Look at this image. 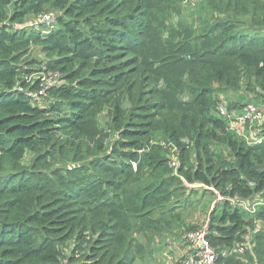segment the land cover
<instances>
[{
	"label": "trees",
	"instance_id": "1",
	"mask_svg": "<svg viewBox=\"0 0 264 264\" xmlns=\"http://www.w3.org/2000/svg\"><path fill=\"white\" fill-rule=\"evenodd\" d=\"M182 1L0 0V264H136L134 235L172 230L186 182L264 192V169L239 170L264 166V144L229 132L214 100L247 83L264 108V0H202L200 27L174 19ZM52 12L47 33L17 27ZM33 46L64 75L43 105L24 81ZM59 138L83 166H52ZM215 211L218 264H264V210Z\"/></svg>",
	"mask_w": 264,
	"mask_h": 264
},
{
	"label": "rangeland",
	"instance_id": "2",
	"mask_svg": "<svg viewBox=\"0 0 264 264\" xmlns=\"http://www.w3.org/2000/svg\"><path fill=\"white\" fill-rule=\"evenodd\" d=\"M182 4V14L181 16H176L174 19L179 21V19L183 18L186 20V23L191 25H196L200 27L204 24L206 19L209 17L207 11H203L204 7L202 6V0H185L181 2ZM56 19L58 18L57 12H52ZM41 18L38 16H29L26 21L22 25H17L19 29H26L28 32H44L47 31L46 27L41 23ZM175 24L177 22L173 21ZM58 24V23H57ZM58 26V25H56ZM49 30V29H48ZM29 61L27 62L30 65V69L35 70L34 74L29 77H24V81L27 84H38L39 89L42 88L45 90L50 89L51 85H57L60 82L64 81V75L60 72H55L49 70L46 67V64L49 62L48 56L42 51V48L39 46H33L30 49L28 55ZM33 61L41 62L40 65L33 64ZM253 80L248 79L246 82H252ZM247 83L242 87L241 93H226L227 91L217 90L214 100L215 104H219L222 102L226 104L228 107L232 105L240 106L242 105L244 110L248 103H254L251 98L254 99V96H250V92H247L245 89ZM31 88H29V91ZM35 92V91H31ZM250 93L248 95H245ZM43 94V95H44ZM38 92L33 94V103L42 104L44 101L41 97H37ZM235 101L232 103L229 99ZM257 102V101H256ZM255 104V103H254ZM45 106V105H44ZM257 108H263V103L257 104ZM264 109V108H263ZM240 110V111H241ZM264 116V115H263ZM107 122L106 119L102 120V123L105 124ZM258 122H262L261 116L258 117ZM256 126V125H255ZM264 125H257L256 131L263 129ZM56 155L55 159L52 160L56 162L52 165L54 168H58L61 166H72V167H81L85 164L84 161H80L75 156V151H72V147L69 143L65 142L64 138L58 139V144L56 147ZM33 154H28L26 163L28 165L32 164ZM214 194V193H213ZM211 191H208L204 188H192L188 187L185 198L182 202H186L183 206L186 205L184 209L178 210V215L175 214L176 219H180L179 221H175L172 227V230L161 233L158 235L152 234L151 236L145 238L144 236L134 235V238L139 242L143 243L148 251V255L144 259H138L136 264H176L178 260L184 256V251L187 249V245L184 244L183 237L186 233L199 229L202 225L211 221L212 215L216 213V211H212V206L215 201V195H213ZM172 216V215H171Z\"/></svg>",
	"mask_w": 264,
	"mask_h": 264
},
{
	"label": "built area",
	"instance_id": "3",
	"mask_svg": "<svg viewBox=\"0 0 264 264\" xmlns=\"http://www.w3.org/2000/svg\"><path fill=\"white\" fill-rule=\"evenodd\" d=\"M41 23L45 24L47 33L53 28H56L57 19L53 13L40 16ZM49 29V30H48ZM58 85V84H57ZM51 85L48 87L57 86ZM42 88L38 92L37 97L43 96L45 90ZM47 92V90H46ZM46 94V93H45ZM44 94V95H45ZM217 114L220 118L226 120L228 125V131L236 134L239 138L243 139L248 146H260L264 144V128L256 131L257 125H264V110L258 109L253 104L247 105L242 111H231L226 104L220 102L217 108ZM262 118V122H258V117ZM256 125V126H255ZM171 166L178 170L179 168V154L177 148L171 149ZM134 168L136 165L134 164ZM188 187L192 188H204L215 194V201L212 206V211L222 208L224 204H230L233 208L240 209L244 214L254 217L259 212L264 210V192L253 195L249 198H243L239 194L235 196L229 195L230 188L227 191H220L215 188L206 186L205 184H188ZM211 221H208L202 225L199 229L186 233L183 237L184 244L187 245V249L184 251V256L181 260H178L176 264H218V253L216 248L212 245L209 238L211 232ZM260 231L257 229L256 232Z\"/></svg>",
	"mask_w": 264,
	"mask_h": 264
},
{
	"label": "water",
	"instance_id": "4",
	"mask_svg": "<svg viewBox=\"0 0 264 264\" xmlns=\"http://www.w3.org/2000/svg\"><path fill=\"white\" fill-rule=\"evenodd\" d=\"M264 169V166H257L251 170H243L241 166H239V170L243 173V175L251 182L255 183V181L252 179L251 174L256 170Z\"/></svg>",
	"mask_w": 264,
	"mask_h": 264
}]
</instances>
